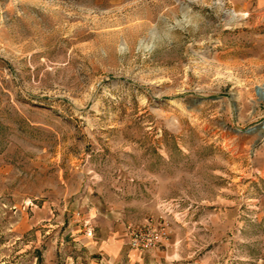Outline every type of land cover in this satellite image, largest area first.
Wrapping results in <instances>:
<instances>
[{"label": "rangeland", "instance_id": "374dc122", "mask_svg": "<svg viewBox=\"0 0 264 264\" xmlns=\"http://www.w3.org/2000/svg\"><path fill=\"white\" fill-rule=\"evenodd\" d=\"M259 89L264 0H0V264H264Z\"/></svg>", "mask_w": 264, "mask_h": 264}, {"label": "built area", "instance_id": "2783aa9c", "mask_svg": "<svg viewBox=\"0 0 264 264\" xmlns=\"http://www.w3.org/2000/svg\"><path fill=\"white\" fill-rule=\"evenodd\" d=\"M92 235V230H89ZM168 236L166 227H156L151 224L132 227L130 229V244L143 249L150 248L158 244Z\"/></svg>", "mask_w": 264, "mask_h": 264}, {"label": "water", "instance_id": "95a60500", "mask_svg": "<svg viewBox=\"0 0 264 264\" xmlns=\"http://www.w3.org/2000/svg\"><path fill=\"white\" fill-rule=\"evenodd\" d=\"M258 94L261 96V98L264 99V91H261V90L259 89Z\"/></svg>", "mask_w": 264, "mask_h": 264}]
</instances>
